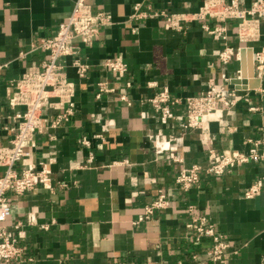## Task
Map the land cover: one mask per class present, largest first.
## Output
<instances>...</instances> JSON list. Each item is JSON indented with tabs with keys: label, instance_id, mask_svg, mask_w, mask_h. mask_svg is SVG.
Here are the masks:
<instances>
[{
	"label": "crops",
	"instance_id": "0c3cea01",
	"mask_svg": "<svg viewBox=\"0 0 264 264\" xmlns=\"http://www.w3.org/2000/svg\"><path fill=\"white\" fill-rule=\"evenodd\" d=\"M88 1L95 11L108 12L113 23L100 29L92 46L79 43L80 57L91 66L86 79L66 58L69 78L76 82L71 121L49 127L57 110L45 109L46 128L26 144L28 155L19 165L46 164L49 182L24 195L10 192L12 213L6 224H21L16 233L24 258L1 264H215L208 254L211 238L197 242L194 237L189 205L230 242L222 264H264V184L257 195L245 196L264 176V160L236 166L223 176L203 170L199 186L189 190L177 181L181 168L206 167L212 156L245 151L249 139H261L264 152V76L250 75V62L264 44V22H251V34H245L243 19H232L224 40L203 27L218 25L212 19H180L183 28L176 30L158 16L134 17L137 4L141 13L190 17L205 0ZM252 2L245 0L242 8ZM75 4L0 0V145L18 131L9 109L13 83L48 58L40 40L56 34ZM225 42L235 50L227 64L220 59ZM107 59L125 62L128 70H109ZM239 72L249 75L248 83H241L248 100L215 111L200 129L185 128L186 98L204 94L211 83L240 78ZM102 81L114 90L98 98ZM165 88L182 100L173 106L175 117L169 122L148 102ZM122 94L130 103L121 100ZM83 137L90 140L88 147L80 142ZM163 142L170 148L159 150ZM3 171L0 167V176ZM160 193L167 195L168 207L135 224Z\"/></svg>",
	"mask_w": 264,
	"mask_h": 264
},
{
	"label": "built area",
	"instance_id": "2783aa9c",
	"mask_svg": "<svg viewBox=\"0 0 264 264\" xmlns=\"http://www.w3.org/2000/svg\"><path fill=\"white\" fill-rule=\"evenodd\" d=\"M245 0H205L200 9L190 17H177L165 11L139 12V4L135 6V18L140 17H161L166 21L169 29L181 30L183 26L180 19L206 20L212 19L218 23L214 28L204 24V28L213 35H219L227 40V23L232 19H243L240 25L245 34L251 22H264V0H253L249 8H242ZM251 16L252 20L246 18ZM113 23L112 16L106 11H95L88 0H76L74 9L69 18L60 23L56 34L41 38L39 47L48 53V58L41 66L28 67L21 78L13 83L14 91L9 99V109L13 111L14 118L18 121L16 131L7 145H0V167L4 168L0 176V264L18 262L24 258V248L19 244L16 229L21 224L8 226L6 221L12 213V201L10 192L16 195H24L33 191L40 185H47L49 182L50 170L46 164L41 168L35 165L20 164L21 160L28 155L26 144L33 139L36 132H42L45 125V109H55L57 114L51 120L49 127L57 128L71 121L76 110V82L71 80L67 71L66 58H72V66L80 79H86L90 70V64L82 57L81 45L92 46L103 26ZM253 33V32H252ZM78 42V43H77ZM235 54L233 47L227 46L220 52V59L229 63ZM62 59H64L62 61ZM254 72L258 78L264 76V44L260 50L255 52ZM106 67L119 74L128 70V65L119 59H107ZM242 78V72L238 74ZM237 77V76H236ZM233 79L227 78L223 84L211 83L207 91L202 95L188 96L185 100L186 122L185 128L196 130L204 125L205 119L218 110H230L245 100L246 96L241 93L242 87L234 84ZM132 83L127 82V87ZM114 89L109 83L102 81L98 84L97 97L101 98L104 93ZM246 90V89H245ZM121 100L130 103L126 94H122ZM248 100V99H246ZM181 99L173 97L170 91L165 88L158 91L148 99L152 108L158 112L163 122H169L175 117L173 106L181 103ZM20 107L24 111L17 112ZM250 109H256L250 107ZM47 126V127H48ZM80 142L84 146L90 145V140L83 137ZM251 146L236 154L223 153L210 158L208 166L194 164L180 169L177 181L185 190L200 184V172L205 170L215 176H223L232 171L236 166L247 162H261L264 160V152L261 150V139H249ZM170 148V143H162L159 150ZM264 184V176L260 178L245 192V196L251 198L257 195ZM169 199L165 193L144 206L143 211L134 221L140 224L151 219L156 211L168 207ZM188 212L191 216V223L194 226V237L197 242L203 238H211L212 247L208 251L210 259L215 264H222L227 256L230 242L218 231L205 214L195 211L194 205H189Z\"/></svg>",
	"mask_w": 264,
	"mask_h": 264
},
{
	"label": "water",
	"instance_id": "95a60500",
	"mask_svg": "<svg viewBox=\"0 0 264 264\" xmlns=\"http://www.w3.org/2000/svg\"><path fill=\"white\" fill-rule=\"evenodd\" d=\"M250 64H251V66H252V69H253V71L250 73V75H252V76H255V72H254V62L252 61V62H250ZM248 73H246V75L245 74H243V76H242V78H235V79H233V83L234 84H237L239 87H242L241 86V83H243V84H247L248 83ZM243 87H245V86H243Z\"/></svg>",
	"mask_w": 264,
	"mask_h": 264
}]
</instances>
